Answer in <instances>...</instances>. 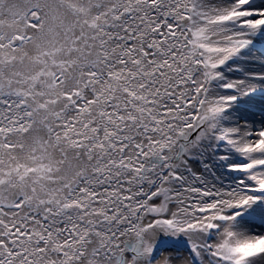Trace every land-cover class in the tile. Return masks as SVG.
I'll use <instances>...</instances> for the list:
<instances>
[{
  "label": "snow or ice",
  "instance_id": "1",
  "mask_svg": "<svg viewBox=\"0 0 264 264\" xmlns=\"http://www.w3.org/2000/svg\"><path fill=\"white\" fill-rule=\"evenodd\" d=\"M0 264H264V0H0Z\"/></svg>",
  "mask_w": 264,
  "mask_h": 264
}]
</instances>
